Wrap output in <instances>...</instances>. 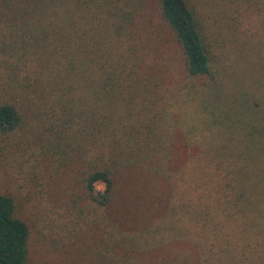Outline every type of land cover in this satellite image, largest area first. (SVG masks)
<instances>
[{
	"label": "trees",
	"instance_id": "obj_1",
	"mask_svg": "<svg viewBox=\"0 0 264 264\" xmlns=\"http://www.w3.org/2000/svg\"><path fill=\"white\" fill-rule=\"evenodd\" d=\"M157 1L183 54L175 87L142 69L139 2L0 0V134L27 126L57 174L78 163L75 181L99 208L128 168L160 178L169 195L155 219L174 236L150 239H183L203 264H244L237 253H264V0H204L253 64L245 84L234 74L230 97L216 85L199 0ZM182 221L206 239L230 234L233 258L216 260L180 236L191 235ZM27 239L13 200L0 194V264H26Z\"/></svg>",
	"mask_w": 264,
	"mask_h": 264
},
{
	"label": "rangeland",
	"instance_id": "obj_2",
	"mask_svg": "<svg viewBox=\"0 0 264 264\" xmlns=\"http://www.w3.org/2000/svg\"><path fill=\"white\" fill-rule=\"evenodd\" d=\"M132 1L139 2V13L143 12L135 26L144 44L142 69L155 76L161 86L175 87L184 73L181 47L162 19L157 0H124L126 4ZM208 1L214 6L212 0ZM210 6L199 0L218 59L216 85H220L222 96L230 97L234 74L238 82L245 84L253 64L242 60L225 20L217 8L213 14ZM249 102L258 107L252 98ZM37 137L23 125L14 132L0 134V194L13 200L15 216L28 228L26 264H203L189 242L174 238L157 242L149 237L174 236L172 230L159 224L161 219H155L169 195L163 180L138 168H128L117 177L109 206L99 208L75 181L80 165L71 162L69 168L55 173L59 168H53V154H45ZM186 155L180 150L175 153L179 159ZM96 189L101 192L103 187ZM186 222L181 223L185 227L188 224L191 235L184 232L180 236L206 245L216 260L233 258L234 240L230 234L206 239L196 233L195 224ZM236 256L235 260L244 264H264L262 252H239Z\"/></svg>",
	"mask_w": 264,
	"mask_h": 264
}]
</instances>
